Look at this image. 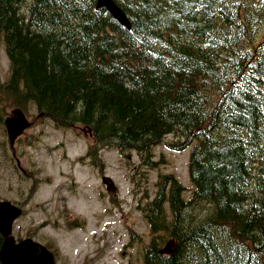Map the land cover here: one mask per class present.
I'll return each mask as SVG.
<instances>
[{
  "label": "trees",
  "instance_id": "16d2710c",
  "mask_svg": "<svg viewBox=\"0 0 264 264\" xmlns=\"http://www.w3.org/2000/svg\"><path fill=\"white\" fill-rule=\"evenodd\" d=\"M113 1L130 29L96 0H0L8 105L90 129L88 153L134 150L148 165L167 134L182 136L171 149L192 141L190 197L167 174L143 207V264H264V0ZM203 200L211 229L189 215ZM227 227L235 242L218 243Z\"/></svg>",
  "mask_w": 264,
  "mask_h": 264
},
{
  "label": "rangeland",
  "instance_id": "374dc122",
  "mask_svg": "<svg viewBox=\"0 0 264 264\" xmlns=\"http://www.w3.org/2000/svg\"><path fill=\"white\" fill-rule=\"evenodd\" d=\"M244 24L248 33L249 25ZM256 27L258 41L264 37V22ZM8 73L9 61L0 39L1 83ZM12 107L0 91V199L22 209L13 223L15 242L28 237L47 245L57 264H143L150 240L143 207L155 197L167 174L184 187L183 197H190L193 185L187 162L193 142L180 150L171 149L166 143L176 140L179 144L182 136L167 134L152 147L149 165L142 163L136 151L120 152L115 147L99 149L91 161L85 156L91 136L80 127L60 128L46 117L37 118L30 105L28 116L36 117L35 122L13 149L3 124ZM163 209L169 213L167 202ZM215 214L203 200L189 215L206 217L204 222L211 229ZM238 234L231 227L215 232L218 243H227L226 238L235 242ZM223 252L228 259L233 253L230 249Z\"/></svg>",
  "mask_w": 264,
  "mask_h": 264
},
{
  "label": "water",
  "instance_id": "95a60500",
  "mask_svg": "<svg viewBox=\"0 0 264 264\" xmlns=\"http://www.w3.org/2000/svg\"><path fill=\"white\" fill-rule=\"evenodd\" d=\"M96 7L106 8L111 16L120 24L130 29V22L125 12L113 0H96ZM32 122L20 108H13L4 120L9 144L13 147L15 139L25 132ZM89 134L91 131L88 129ZM21 214V208L10 201L0 199V234L3 237L0 246L1 264H56L54 256L42 244L30 238L15 242L12 235V224ZM162 251H171L167 245Z\"/></svg>",
  "mask_w": 264,
  "mask_h": 264
},
{
  "label": "bare ground",
  "instance_id": "6f19581e",
  "mask_svg": "<svg viewBox=\"0 0 264 264\" xmlns=\"http://www.w3.org/2000/svg\"><path fill=\"white\" fill-rule=\"evenodd\" d=\"M125 27V26H124ZM177 50V49H176ZM179 53V52H178ZM197 65V64H196Z\"/></svg>",
  "mask_w": 264,
  "mask_h": 264
}]
</instances>
